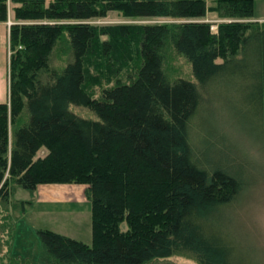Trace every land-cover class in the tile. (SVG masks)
Wrapping results in <instances>:
<instances>
[{"label": "trees", "instance_id": "1", "mask_svg": "<svg viewBox=\"0 0 264 264\" xmlns=\"http://www.w3.org/2000/svg\"><path fill=\"white\" fill-rule=\"evenodd\" d=\"M10 3V103H0L1 201H9L10 182L27 189L72 183L86 185L91 204V243L38 228L43 259L139 264L180 254L198 264H240L218 217L241 192V181L207 166L191 133L201 90L214 85L237 91V103L264 118V21H250L253 0ZM7 4L0 0V22L7 21ZM111 11L171 22H89ZM208 12L221 19L216 30L204 20ZM59 41L69 60L57 69L50 58ZM170 53L189 63L193 80L168 73ZM93 71L114 78L100 97L89 91ZM71 104L96 118L75 114Z\"/></svg>", "mask_w": 264, "mask_h": 264}, {"label": "rangeland", "instance_id": "2", "mask_svg": "<svg viewBox=\"0 0 264 264\" xmlns=\"http://www.w3.org/2000/svg\"><path fill=\"white\" fill-rule=\"evenodd\" d=\"M50 0H46V4ZM7 21L0 22V103L9 105L10 85V27L13 24V5L8 0ZM204 20L216 30L221 21L214 12ZM250 21H264V0H253ZM28 22V21H27ZM96 25L157 24L170 19L135 18L121 11H111L103 18L89 21ZM63 42L54 48L50 65L60 69L69 60ZM166 68L171 76L193 80L189 63L170 53ZM88 80L89 91L101 96L114 78L103 79L93 71ZM103 75V72H101ZM123 80L124 77L122 78ZM201 113L193 130L192 142L201 157L206 154L207 166L227 170L241 181V192L231 207L219 215V222L231 238L232 253L240 264H264V118L238 104L240 95L229 87L214 85L210 91L201 90ZM75 114L95 119L87 107L69 105ZM207 150V153H206ZM84 184L45 183L27 189L16 183L8 185L9 201L0 198V264H53L42 257L38 228H49L73 238L91 243L90 200ZM126 222L121 223V228ZM139 264H198L190 257L172 254Z\"/></svg>", "mask_w": 264, "mask_h": 264}, {"label": "crops", "instance_id": "3", "mask_svg": "<svg viewBox=\"0 0 264 264\" xmlns=\"http://www.w3.org/2000/svg\"><path fill=\"white\" fill-rule=\"evenodd\" d=\"M90 218H91V214H90Z\"/></svg>", "mask_w": 264, "mask_h": 264}]
</instances>
